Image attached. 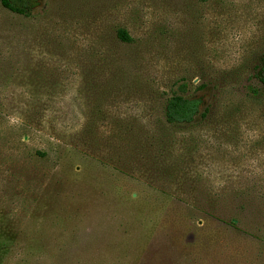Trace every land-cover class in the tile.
Segmentation results:
<instances>
[{"label": "rangeland", "instance_id": "374dc122", "mask_svg": "<svg viewBox=\"0 0 264 264\" xmlns=\"http://www.w3.org/2000/svg\"><path fill=\"white\" fill-rule=\"evenodd\" d=\"M39 1L0 0V264H264V0Z\"/></svg>", "mask_w": 264, "mask_h": 264}, {"label": "trees", "instance_id": "16d2710c", "mask_svg": "<svg viewBox=\"0 0 264 264\" xmlns=\"http://www.w3.org/2000/svg\"><path fill=\"white\" fill-rule=\"evenodd\" d=\"M2 6L9 11L22 15L31 16L36 9L39 0H1ZM119 38L131 42L132 38L124 30H120ZM259 79L264 84V66L260 71ZM203 100L201 98H188L183 95L172 96L166 104L165 118L171 125H191L196 119L203 115Z\"/></svg>", "mask_w": 264, "mask_h": 264}]
</instances>
